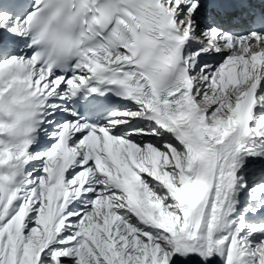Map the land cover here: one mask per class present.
<instances>
[{"label":"snow or ice","instance_id":"obj_1","mask_svg":"<svg viewBox=\"0 0 264 264\" xmlns=\"http://www.w3.org/2000/svg\"><path fill=\"white\" fill-rule=\"evenodd\" d=\"M87 8L0 0V264H264V0Z\"/></svg>","mask_w":264,"mask_h":264}]
</instances>
